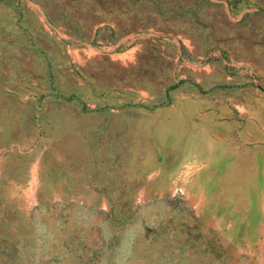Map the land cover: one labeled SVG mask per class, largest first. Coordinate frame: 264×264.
I'll list each match as a JSON object with an SVG mask.
<instances>
[{
    "label": "rangeland",
    "instance_id": "374dc122",
    "mask_svg": "<svg viewBox=\"0 0 264 264\" xmlns=\"http://www.w3.org/2000/svg\"><path fill=\"white\" fill-rule=\"evenodd\" d=\"M0 264H264V0H0Z\"/></svg>",
    "mask_w": 264,
    "mask_h": 264
}]
</instances>
